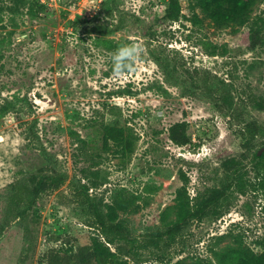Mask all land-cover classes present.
Wrapping results in <instances>:
<instances>
[{"label":"rangeland","instance_id":"1","mask_svg":"<svg viewBox=\"0 0 264 264\" xmlns=\"http://www.w3.org/2000/svg\"><path fill=\"white\" fill-rule=\"evenodd\" d=\"M229 9L224 0H0V264H50L53 249L74 254L95 235L104 240L93 206L121 202L140 205L116 218L138 240L108 245L133 264L245 263L243 248L264 251L254 165H225L241 155L248 122L261 125L264 149V109L254 106L264 98V0L243 25L212 16ZM132 43L143 52L121 72L113 57ZM183 120L192 140L178 145L170 127ZM107 126L123 128L124 141L107 140ZM39 170L63 182L17 220L10 183ZM184 175L191 196L225 187L222 214L144 247Z\"/></svg>","mask_w":264,"mask_h":264},{"label":"trees","instance_id":"2","mask_svg":"<svg viewBox=\"0 0 264 264\" xmlns=\"http://www.w3.org/2000/svg\"><path fill=\"white\" fill-rule=\"evenodd\" d=\"M229 3L230 9L224 16L220 13L213 12L212 16L219 22L220 25H243L251 17L254 5L257 0H224ZM179 2H173V8L169 13L170 18L173 20L179 19L180 15ZM126 70V69H125ZM254 106L264 109V98L259 97L255 99ZM261 125L256 122H248L245 127L242 128L243 136V151L239 157H231L225 162V165L229 164V171L231 167H239L246 160H250L257 173L258 186L263 190L264 198V149L260 151L256 149V141L261 132ZM107 140L113 138L119 142L124 141L125 132L123 128L107 126ZM170 139L178 145H187L191 142L192 137L188 133L187 121H179L174 123L170 127ZM79 142H84L82 137H78ZM184 185L178 189L175 203L167 206L163 211L162 221L163 227L148 228L143 235L144 247H159L160 242L164 240L167 244H171L175 240L180 230L183 229L186 221L193 218H203L210 212H214L217 215L222 214L219 209V202L225 194V187H213L205 191L204 193H196L191 196L187 183L188 178L184 175ZM63 182V178L56 176L55 174L39 170L32 172L24 181L17 179L10 183V200L13 204L12 214L15 219L22 220L26 218L29 212L35 214L34 205L40 194L58 189ZM237 188V187H236ZM119 201V200H118ZM121 202V201H119ZM119 207L110 205V210L104 212L102 209L93 206V213L95 217L94 223L104 236V240L99 235L92 237L90 243L82 245L76 250L74 254H61L59 251L53 249L49 254L50 264H133L127 257L119 255L116 251H113L108 245L115 240H121L126 244L132 245L137 242L138 238L133 236L130 232L129 226L123 221L117 218V209L125 212H137L139 210L138 203H126L121 202ZM179 209L181 217L177 221L172 222L170 220L173 211ZM264 212V205L262 207ZM11 220H8L10 223ZM132 250V249H131ZM131 252V251H130ZM243 257L246 259L244 263L230 262L233 264H264V251L256 252L250 247L241 250ZM132 255V253H130ZM73 257L76 258L73 260ZM233 260H236L231 257Z\"/></svg>","mask_w":264,"mask_h":264},{"label":"clouds","instance_id":"3","mask_svg":"<svg viewBox=\"0 0 264 264\" xmlns=\"http://www.w3.org/2000/svg\"><path fill=\"white\" fill-rule=\"evenodd\" d=\"M143 48L137 43H132L118 49L117 53L113 57L114 64L121 72L125 69L131 68L132 63L139 60ZM126 61L128 63H126ZM119 74V73H118Z\"/></svg>","mask_w":264,"mask_h":264}]
</instances>
